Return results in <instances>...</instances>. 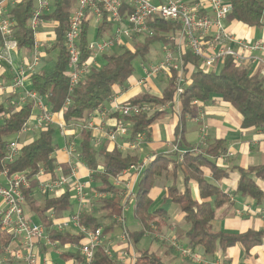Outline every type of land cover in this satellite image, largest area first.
Returning <instances> with one entry per match:
<instances>
[{"label":"trees","instance_id":"trees-1","mask_svg":"<svg viewBox=\"0 0 264 264\" xmlns=\"http://www.w3.org/2000/svg\"><path fill=\"white\" fill-rule=\"evenodd\" d=\"M231 13L226 23L237 22L248 28H260L264 20V0H230ZM73 0H54L51 13L43 15L44 22L50 21L55 24V45L52 53L46 50L50 56V64L38 71L31 77L32 90L46 99L50 112L59 113L70 98V104L62 114V119L67 128L82 125L79 142L77 144V156L80 161L91 170V178L98 193L110 194L109 197L99 198V211L103 212L102 217L94 213L83 211L80 223L82 226L97 230L103 229L106 236L115 231L118 227L116 218L124 214L125 207L132 203L133 214L140 224L138 228L128 229V236L131 244L135 247L142 239L150 233L154 235L161 227L160 218L166 216L163 209L152 210L153 201L150 192L160 177L175 178L181 174L184 179L185 188L179 191L174 185L167 190V201L176 204L184 214L188 228L181 236L187 239V248L201 249L204 255H212L218 249L226 250L235 245H241L245 251L260 246L264 239V229L250 230L245 233L232 234L216 232L213 229V221L217 211L229 203V196L222 191L219 184L222 179L228 177L225 170L221 169L217 160L226 152L224 141L215 140L208 142L200 152H192L183 142L180 128L175 132L174 146L182 152L173 151L169 154L160 153L147 165L143 171L137 186L133 200L127 198L114 186L110 179L122 173L132 165L139 164L137 156L125 155L117 147L109 149L105 146L96 147L92 131L84 128L90 117L97 111L103 110L114 95V87L123 89L127 86L129 79L135 73L134 61L139 57L147 56L156 43L168 46L171 42L167 35L175 36L179 31L178 25L174 23L155 21V34L135 42L133 50L119 48L102 57V64L94 67L86 78L69 94V79L67 75L68 55L65 47V34L67 24L72 14ZM123 15L130 13V6L124 3ZM35 4L33 0H20L11 9V15L16 21L15 39L18 42L19 50H33L36 38L28 26ZM107 18L100 24L103 32L106 27L111 28ZM90 26L87 21L82 27L80 38V49L83 60L90 57L88 50ZM18 50V51H19ZM184 73L189 79V85L185 87L184 94L180 97L181 102V125H184L186 115H193V102L207 104L213 98H220L229 104L241 115L243 129L264 130V78L258 73H253L247 67H241L236 61L228 57L225 62L213 72H204L198 68V59L191 52H184ZM1 70V69H0ZM162 97L153 95H137L125 103L142 105H164L172 102L175 97L176 73L172 72ZM15 97L10 94L0 104V170L4 168L7 145L12 137H16L24 125L31 119L34 112L32 103L21 107L15 106ZM166 114L165 111H156L154 114H140L137 116H121L113 113L111 116L117 121L126 124L131 128L130 141H135L140 135L148 132L150 127ZM58 128L50 125L41 130L37 137L22 145L21 154L14 163L6 166L9 175L25 174L30 180L29 189L24 191L26 195V206L29 212L36 217L37 221L49 230L53 224L50 214L62 217L64 213L73 210L71 204V191L63 194L52 195L42 202H38L35 190L39 186L36 179L41 168L56 177L58 163L54 157L57 145L54 143V136ZM215 159L216 161L212 160ZM63 174L69 173L67 164H60ZM210 171L214 181L206 179V171ZM240 179L235 193L244 198L253 199L256 204L264 202V190L259 186L258 181L264 183V165L249 166L246 169L238 168ZM191 182L199 187L200 200H195L191 194ZM105 220L110 222L108 225ZM51 240H72L80 244L83 235L77 237L70 233H58L49 231ZM12 236L3 231L0 226V251L9 245ZM79 258V252L64 254L60 260L70 263ZM72 264V263H70ZM93 264H118L111 259L100 246L94 257ZM135 264H166L163 259L150 250H139Z\"/></svg>","mask_w":264,"mask_h":264},{"label":"built area","instance_id":"built-area-1","mask_svg":"<svg viewBox=\"0 0 264 264\" xmlns=\"http://www.w3.org/2000/svg\"><path fill=\"white\" fill-rule=\"evenodd\" d=\"M20 0H0V69L6 68L13 76L12 84L9 87L0 86L2 91L6 90L15 97V106L32 103L37 110L34 125L27 122L22 133L29 131H41L45 127L54 124L53 114L50 112L46 99L25 85L27 74H36L37 67L41 62V54L38 52V45L35 44L32 62L23 66L17 61L18 42L15 39L16 21L11 15V9ZM35 8L28 22V26L36 35L43 24L42 16L49 14L52 10L50 0H33ZM124 3L130 6V13L123 15ZM231 3L227 0H162L155 5L151 0H77V6L73 10L65 34V47L68 55L67 75L69 79V94L86 78L94 67H98L97 58L109 50L123 48L127 41L143 39L155 34V21L174 23L178 25L179 31L175 36H169L171 42L168 46L163 44L164 58L156 64L144 66L145 78L139 81L140 85L148 86L149 81L164 73L175 72V97L172 102L164 105H142L122 103L112 107V111L121 116H137L140 114H154L156 111H164L173 104L180 101L189 85V79L184 73V52L189 51L198 59V68L204 72H213L230 57L241 67H247L252 72L258 73L264 78V42L250 43L240 40L230 34L226 28V20L231 13ZM94 18L102 22L104 17L113 28L110 37L103 38L88 45L90 57L84 61L80 49V38L82 27L88 18ZM260 53V54H259ZM113 98V97H112ZM112 99H110L111 101ZM70 104L67 98L62 111ZM195 101L193 105H197ZM84 128L94 130V125L89 121ZM207 125L200 129L199 143L192 148V152H200L201 147L207 145ZM58 131L65 136V127L58 125ZM129 126L117 122L106 137L115 141L118 136H128ZM96 141V146L100 145ZM145 141V135H140L131 142L133 149H141ZM22 145L19 141H10L7 145L4 168L0 170V226L12 236L7 247L0 251V264H50L43 254L46 247H51L54 254L62 257L64 254L79 252V258L71 261L72 264H93L97 249L103 246L106 254L118 264H135L138 255L133 252L134 246L128 236V229L125 225L124 214L116 218V224L122 228L120 242L124 247L114 250L105 243L103 229L91 230L81 225V214L88 205L87 184L77 176L75 165L76 149L74 143L66 144V151L70 157L68 163L69 173L63 174V168L58 164L56 177L41 168L36 175L39 181L37 189L45 195H57L61 190H70L74 193L77 202L75 212L62 218L55 219L48 230L46 226L37 223L26 213V195L24 191L30 188L31 182L25 174L9 175L6 166L15 162L21 154ZM173 151L182 152L178 146H173ZM148 161L132 165L119 175L112 177L114 184L118 186L122 179L134 172L136 180L141 177L148 165ZM92 174V173H91ZM89 176V181H91ZM127 198L133 200L134 189L128 183L123 193ZM99 194L100 197H106ZM74 230L77 235H83L80 244L64 243L59 240H51L49 231L54 230L63 233L66 230ZM148 233L146 236H150ZM157 237V236H156ZM168 242L173 249L184 259L190 260L193 264H210L203 261L199 254L190 248L179 245L172 238L159 236ZM217 264V263H212Z\"/></svg>","mask_w":264,"mask_h":264},{"label":"crops","instance_id":"crops-1","mask_svg":"<svg viewBox=\"0 0 264 264\" xmlns=\"http://www.w3.org/2000/svg\"><path fill=\"white\" fill-rule=\"evenodd\" d=\"M52 3V10L54 0H50ZM230 1V0H227ZM151 2L155 5H158L162 2V0H151ZM73 10L77 6V0H73ZM51 10V12H52ZM50 12V13H51ZM50 22V21H46ZM90 26L89 33V43L96 42L106 37H110L113 34L114 28H107L102 32L100 30V24L102 22L96 21L94 18H88L87 20ZM264 23V20H263ZM42 27V26H41ZM40 27V28H41ZM55 27V24H54ZM54 27H48L49 31L44 32L41 35V42L38 41L37 36L35 35L36 44L38 45V52L41 54V62L39 67H37V72L42 71L44 67V62L51 60L50 56L46 53V50L55 51L52 49L55 45V30ZM226 28L230 34L235 36L236 38L244 41H248L250 43L254 42H264V24L260 28H248L240 23L231 22L226 23ZM170 36V35H169ZM167 35V37H169ZM141 39H136L134 41H127L125 48L133 50V46L135 42L140 41ZM48 45L47 47L45 46ZM127 44H130L127 46ZM161 44V43H159ZM163 47V44H161ZM48 48V49H47ZM114 50H109L107 53H111ZM186 51V50H185ZM35 49L33 50H19L17 54V61L26 67L29 63L32 62L34 56ZM105 53V54H107ZM104 54V55H105ZM260 54V53H259ZM99 56L97 58L98 67L102 64V57ZM264 57V56H263ZM164 53L162 55L155 56L154 61L152 63L144 64H156L163 60ZM49 60V61H50ZM36 72V74H37ZM35 74H27L25 85L28 89H32V80L31 77ZM172 73L170 74H161L159 77L152 79L149 81L147 87L140 85L139 81L145 78V73L143 71L142 78L137 81L130 83L131 78L129 79L127 86L123 89L119 87H114V95L111 101L103 108L101 111H97L90 117V122L94 125V130H92V135L95 140L99 141L100 145L96 147H107L109 149H113L117 147L123 154L137 156L139 158V164L145 161L150 160V162L155 158L157 154L165 153L169 154L173 152L170 146H174L173 142L175 138V132L177 127L180 128V133H182L183 142L187 147H195L199 143L200 129L202 125H207V141L213 142L215 140L224 141V146L226 152L223 153L217 160L218 166L225 170L228 174V177L222 179L220 183L218 181H214L212 178L211 172L206 171V179L209 182L217 183L220 185L223 192H225L230 200L229 203L226 204L223 208H221L216 213V217L213 221V229L216 232H225L232 234H240L245 233L250 230H262L264 229V202L260 205L256 204L253 199L244 198L235 193L240 175L238 172V168L246 169L249 166H258L264 165V130H255V129H243L242 128V117L239 115L233 107L229 104L223 102L220 98L216 97L207 104H197L194 105L193 115H186L184 119V125H181V102L177 104H173L170 108L164 110L166 114L154 122V124L150 127L147 133H145V139L147 142L143 143L141 149H133L131 147L130 135L131 128L129 127L128 136H118L115 141H111L106 137V133L113 131L114 125L118 122L117 118L111 116L114 112L112 111V107L116 104H122L126 101H129L131 98L137 95H153L156 97H162L164 90L166 89L170 79L172 78ZM13 76L6 69L1 68L0 70V86L9 87L12 84ZM9 91V90H8ZM8 91H2L0 89V104L5 101L6 98L10 96ZM33 105V104H32ZM34 108V112L32 114L31 119L34 121L37 116V110ZM64 111L59 113H52L54 117V124L57 128L59 124L64 125L65 127V136L62 135L60 131L59 136L62 139V144L57 146V149L54 153V157L58 164H67L70 162V157L66 151V144L68 140L74 142L75 149L77 153V144L79 142L80 133L82 131V125L76 124V126H71L67 128L63 122L62 114ZM30 119V120H31ZM30 120L28 121L30 125ZM31 125V126H32ZM40 131H29L26 133L20 132L15 139L12 138L10 141L17 140L21 144H26L32 140H34ZM20 136H24V139H20ZM196 137V140L193 137ZM165 137V139H162ZM182 151V149H181ZM216 161L215 159H212ZM75 165L77 168V176L82 181L88 182L87 184V192H88V205L84 209L88 212L94 213L96 216L102 217L104 215L103 212L99 211V194H105L106 197H109L110 194L106 193H98L94 190V183L89 181V176H91V170H89L76 156ZM149 165V164H148ZM130 176L122 179V182L116 186L113 178L111 177V183L116 186L122 194L125 191V187L127 184H130V188L134 189V193H136L138 183L140 178L136 180L134 172L130 173ZM1 183H4V179H0ZM259 186L264 190V183L258 181ZM175 186L179 191H183L185 188V183L183 176L181 174L177 175L173 178L160 177L157 179L154 187L150 192V197L153 201L152 210L163 209L166 213V216L160 218L161 227L158 229V232L154 234V236H168V238H172L179 245L187 248V239L184 236H181L182 233L188 228L187 223L185 222L184 214L181 212L180 208L179 213L175 214L176 223L171 219L169 215V210L166 208V205L170 202L165 198L167 197V190L169 187ZM191 194L195 200L201 202L199 187L196 183L191 182ZM64 191L61 190L57 195L63 194ZM72 199L71 204L73 210L70 213H64L62 217H56L54 213L50 214V218L53 220L52 215L54 214L55 219L57 221H61L62 218L68 216L73 213L77 209V202L74 198V193L71 192ZM35 196L38 202H42L46 198L42 191L39 189L35 190ZM50 197V196H49ZM103 198V197H100ZM93 199V203L92 200ZM163 199V200H162ZM172 203V202H170ZM94 204V205H93ZM132 204V203H131ZM157 204V206H156ZM174 204V203H172ZM129 205V204H128ZM176 205V204H175ZM132 206H134L132 204ZM156 206V207H155ZM26 213L33 218V220L39 223L35 216H33L27 206L25 208ZM133 211V209H132ZM54 223V222H53ZM105 223L108 225L110 222L105 220ZM53 225V224H52ZM116 230L110 234L105 236L106 246L119 250L124 247V244L120 242V234L118 237H114L113 234H116ZM65 233H70L71 235L78 236L74 230H66ZM63 232V233H64ZM150 237V236H149ZM64 243H76L72 240H60ZM161 244L162 242L159 241ZM165 245V244H164ZM152 248V247H151ZM146 250V249H144ZM149 250V249H148ZM151 251V250H150ZM193 251V250H192ZM135 252L138 255V249H135ZM158 255L161 259H167L168 264H193L190 260L181 258L180 255L176 252L175 249L171 247L170 244L166 243V246H163L156 251H151ZM197 254L200 255L201 259L206 263H217V264H264V239L260 246H257L251 251H245L244 247L241 245H235L226 250L218 249L212 255H204L202 250L197 248L194 250ZM158 253V254H157ZM43 254L47 257L50 264H70L68 262L60 260V257L54 254L51 247H46ZM57 259L56 263L55 260ZM164 261V260H163ZM165 262V261H164ZM166 263V262H165Z\"/></svg>","mask_w":264,"mask_h":264},{"label":"rangeland","instance_id":"rangeland-1","mask_svg":"<svg viewBox=\"0 0 264 264\" xmlns=\"http://www.w3.org/2000/svg\"><path fill=\"white\" fill-rule=\"evenodd\" d=\"M50 26L54 27V23L53 22H43L42 27L38 31V36H37L38 41L41 42V40H40L41 35H43L44 32H46V31L48 32L49 31L48 27H50ZM128 45H130V44H127V46ZM45 46L47 47L48 45L45 44ZM163 53H164V49H163L162 45L159 44V43H156V44L153 45V47L151 49V52L147 56H145V57L139 56L134 61L133 65H134V68H135V73L133 74L130 83H133V82L137 81L138 79L142 78L143 71H144L142 66L144 64L155 62L154 61L155 56L162 55ZM49 60L50 59H48V61L44 62V67L43 68H45L46 66H48L51 63ZM32 124H33V120L31 119L30 120V126ZM12 138L15 139V137H12ZM20 139L21 140L24 139V136H20ZM162 139H165V137H163ZM193 139L196 140V137L194 136ZM198 140H200V136H199ZM145 142H147L146 139H145L144 143ZM54 143L57 146H60L62 144V139L60 138L59 132H57V131H56L55 136H54ZM68 143H74V142L68 140ZM170 147L172 148L171 150H173V147L172 146H170ZM148 163H150V160H148ZM87 198H88V192H87ZM91 200H92V203H93V199H91ZM156 206H157V204H156ZM166 208L169 210V215H170L171 219L174 221V224H175L176 223L175 214L179 213V210H178L179 208L177 207V205L172 204L170 202L166 205ZM132 209H133V206L130 203L127 206L125 214H124V216H125V225H126L127 229L138 228L139 225H140L138 223L137 219L135 218ZM116 229H117L116 230V234H113L114 237H118L119 234L120 235L122 234V231H121L122 228L117 227ZM164 237L168 238V236H166V235ZM159 241L162 242L163 246H166V243H168L164 239L159 237V235H157V237H156V235L155 236L154 235H150V237L149 236H145L142 239V241L136 246V249H138V251L139 250H144V249H149L151 251H154V250L156 251L157 249H160L162 247V244ZM163 260L166 262V264H168V260L167 259H163ZM56 261H57V259L55 260V262ZM56 263H58V262H56Z\"/></svg>","mask_w":264,"mask_h":264}]
</instances>
